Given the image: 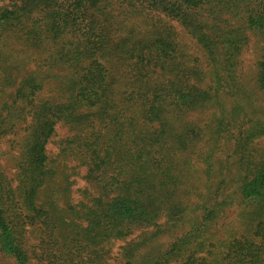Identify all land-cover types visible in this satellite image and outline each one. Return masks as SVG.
<instances>
[{
  "label": "trees",
  "instance_id": "trees-1",
  "mask_svg": "<svg viewBox=\"0 0 264 264\" xmlns=\"http://www.w3.org/2000/svg\"><path fill=\"white\" fill-rule=\"evenodd\" d=\"M13 39L62 70L0 52L1 255L109 264L141 229L125 264H264V0H0Z\"/></svg>",
  "mask_w": 264,
  "mask_h": 264
},
{
  "label": "rangeland",
  "instance_id": "rangeland-1",
  "mask_svg": "<svg viewBox=\"0 0 264 264\" xmlns=\"http://www.w3.org/2000/svg\"><path fill=\"white\" fill-rule=\"evenodd\" d=\"M28 47H23L21 45V42L19 40L13 39V40H9L7 42H0V52H2L3 56H6V54H13L18 62H16L15 66L18 68L17 70H12V75L14 76L13 78L15 79L16 75L18 74V72L20 70H32L35 67H39L40 70H51L50 72L47 71V73H56L57 70H62L60 69L58 66H55L56 69L51 68V65L53 62L52 60L47 61L46 58L48 59V55L41 52V51H29L27 50ZM31 53V54H30ZM1 56V55H0ZM9 56V55H7ZM20 56H26V58L28 59V64L25 65L24 62H22L20 59ZM250 56V55H249ZM50 63V64H49ZM66 70H64L65 72ZM62 73H64L63 71H61ZM18 78V77H17ZM52 82V81H50ZM0 87L1 83H0ZM62 87L64 88L65 85H62ZM57 88V85L55 83H47L45 86V92L44 94L49 95L52 97V95L57 96V93L55 92ZM1 89V88H0ZM6 89H13L11 87H7ZM5 93V92H4ZM6 95H9L6 93ZM59 99L60 101L63 100L62 98H56ZM62 102V101H61ZM17 133L15 132H11L8 133L6 135H4L3 137L0 138V156H1V162L3 165H5L7 167V174L9 177H15V175L17 174V169H16V164H17V158L19 155V145L18 143L21 141L19 140L21 138V136H18V127L16 129ZM58 134L59 136H57L55 138V140L59 139V137L65 136L66 134H69V130L66 126H61L58 129ZM50 150L52 153H56L58 148L57 145L55 143H51L49 146ZM84 171V169H83ZM72 179L75 180V184H74V188H77L79 186H85V181L81 178V177H72ZM75 195L77 196L78 194L75 193ZM234 214V212H233ZM234 216H232V220L234 219ZM233 222H235V220H233ZM178 230H174V234L175 232H177ZM142 230L141 229H137L135 231V233L128 238L127 240H116L112 246H111V251H110V257H107V262L109 264H125V261L122 260V256H121V247L127 243L128 240H132V239H138L137 237L141 234ZM37 235V234H36ZM33 242H37L36 237L33 235ZM157 243V245L154 242V246H156V248H158L160 245L161 246H165L166 244H168L169 242V238L168 236H159V238L157 240H155ZM149 251V247H145L142 249L143 253H146ZM0 264H14V261L8 257V256H3L0 254Z\"/></svg>",
  "mask_w": 264,
  "mask_h": 264
}]
</instances>
